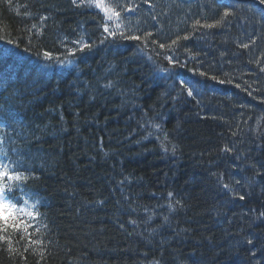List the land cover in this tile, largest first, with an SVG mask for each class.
Segmentation results:
<instances>
[{
    "label": "trees",
    "instance_id": "trees-1",
    "mask_svg": "<svg viewBox=\"0 0 264 264\" xmlns=\"http://www.w3.org/2000/svg\"><path fill=\"white\" fill-rule=\"evenodd\" d=\"M119 1L141 40L100 43L86 3L0 0V160H19L17 193L42 201L36 243L9 228L0 264H264V11ZM81 37L95 47L66 56Z\"/></svg>",
    "mask_w": 264,
    "mask_h": 264
},
{
    "label": "snow or ice",
    "instance_id": "snow-or-ice-1",
    "mask_svg": "<svg viewBox=\"0 0 264 264\" xmlns=\"http://www.w3.org/2000/svg\"><path fill=\"white\" fill-rule=\"evenodd\" d=\"M259 3L264 5V0H259ZM73 4H77V0H73ZM84 5L85 0H79V4H77V6ZM86 6L100 9L104 13L105 20L114 22V27H110L108 23H105L103 25V31L104 33H107V36H105L104 39L100 41V43H104V40L108 39L109 37L116 38L117 35H119L121 39L132 41L141 40L140 36L131 33L130 28L127 30L126 34L124 28L122 27L123 20L121 19V12L116 10L119 5L105 4L104 0H87ZM229 8H231V5L225 8L221 19L232 15V12L229 10ZM124 10L131 11L132 9L125 8ZM41 19L46 18L42 17ZM196 23L199 24V21H197ZM217 23H219V21H217ZM202 26L213 27L214 25ZM32 27L35 28L36 25H32ZM116 30L119 31L117 32ZM145 35L151 36L152 34L146 33ZM184 38L187 39V37ZM3 39V36H0V40ZM7 43L11 45L13 44V41L8 40ZM72 43L76 45V47L67 50L66 56L68 57H74L77 51H91V49L95 47L94 43L89 44L84 42L83 37H81L79 40L73 41ZM152 43L155 44L157 42L153 40ZM172 43L175 44L176 41H173ZM15 46L18 47V45ZM159 47L163 49L165 48V45L160 44ZM244 47L246 48L247 45H244ZM0 54L8 53L7 50H0ZM43 57L49 61L57 59L58 63L65 66L72 63L71 60H59L58 58L53 57L52 53L49 51H44ZM166 59H168V62L170 64L173 63L171 58L166 57ZM201 75H204V73H201ZM107 86L110 85H106V87ZM181 88H185L187 90L188 96L193 95L194 90L190 86H187L185 81H181ZM154 127L159 129L161 126L159 124H156L154 125ZM149 135H151V133ZM165 151H167V149H165ZM173 151H175V146H173ZM19 166V160L9 161V163H5L0 160V233H3V235H0V240L10 242L8 229L11 228L15 233L20 235L21 239H23L25 235H27L31 243H36V241H31L32 234L28 232V229L32 227V221L35 220L36 216L38 215V213L33 212L32 209H35L37 204H41L42 201L37 200L36 203L29 205L27 199L16 195L18 189L23 191V189H21V184L26 183L29 179V176L25 175L24 172L19 170ZM25 171H27V169ZM224 187L227 188L228 185H224ZM171 195L172 193H169V196ZM240 199L243 200L244 197L241 196ZM248 243H252V241L249 240Z\"/></svg>",
    "mask_w": 264,
    "mask_h": 264
},
{
    "label": "bare ground",
    "instance_id": "bare-ground-1",
    "mask_svg": "<svg viewBox=\"0 0 264 264\" xmlns=\"http://www.w3.org/2000/svg\"><path fill=\"white\" fill-rule=\"evenodd\" d=\"M114 3H115V1H119V0H112ZM135 1H137V2H146L147 0H135ZM165 1V4H167V3H169L171 0H164ZM148 2H149V0H148ZM150 3V2H149ZM146 4H147V2H146ZM151 4V3H150ZM148 6H149V4H147ZM159 5H162V3L161 4H158V6ZM119 7H121L122 9H121V11H123L125 8V5H124V3L122 2V1H120L119 2ZM213 10V11H212ZM208 11H210V12H213V14H212V19H218V18H221L222 16V13H220L219 11H217L216 9H213V8H209L208 9ZM134 12H135V14L137 15V12H136V9L134 8ZM72 15H76V13H74V14H72ZM123 18H124V20H125V22L127 23V24H130V25H132V20L128 17V15H126V14H124L123 15ZM222 31H224V32H227L228 31V28L226 27H224L223 28V30ZM126 33H127V31H125ZM131 32H132V30H131ZM221 31H216V36L217 35H219V33H220ZM207 60H203V64L206 62ZM208 62V61H207ZM203 64H200V67L202 68V70H204L205 71V69H207V68H209V67H207L206 65H203ZM205 68V69H204ZM182 72H183V74L184 75H187L188 74V72H187V70H182ZM246 107H249V108H251V109H255L256 108V106H258L257 105V103H256V101L255 100H253V99H248L247 100V102L244 104ZM119 122H121L120 124L121 125H125V126H128L129 124H133V123H135L133 120H131V119H129V120H126V122H123L122 120L121 121H119ZM145 135L143 134V133H141L140 134V136L139 137H144ZM149 142H151L148 138H144L143 139V141H141V143H139V144H146V143H149ZM135 146V143H133L132 144V146H131V148L132 147H134ZM157 152L158 153H160V151L159 150H157ZM163 152V151H162ZM164 155V154H163ZM163 161H166V162H170V161H167V160H165V159H162Z\"/></svg>",
    "mask_w": 264,
    "mask_h": 264
},
{
    "label": "rangeland",
    "instance_id": "rangeland-1",
    "mask_svg": "<svg viewBox=\"0 0 264 264\" xmlns=\"http://www.w3.org/2000/svg\"><path fill=\"white\" fill-rule=\"evenodd\" d=\"M105 4H112L110 0H104ZM117 10V9H116ZM118 11V10H117ZM121 19L123 20V25L122 27L124 28L125 31H127L129 28L132 30L133 29V25L127 24L123 18V16H121ZM114 27V26H113ZM119 31V30H118Z\"/></svg>",
    "mask_w": 264,
    "mask_h": 264
}]
</instances>
